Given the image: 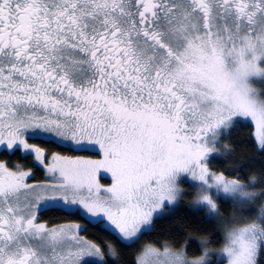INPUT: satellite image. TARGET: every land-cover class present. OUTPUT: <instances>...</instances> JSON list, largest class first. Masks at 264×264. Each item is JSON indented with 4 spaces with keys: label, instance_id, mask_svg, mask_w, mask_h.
I'll list each match as a JSON object with an SVG mask.
<instances>
[{
    "label": "snow or ice",
    "instance_id": "obj_1",
    "mask_svg": "<svg viewBox=\"0 0 264 264\" xmlns=\"http://www.w3.org/2000/svg\"><path fill=\"white\" fill-rule=\"evenodd\" d=\"M241 119L264 153V0H0V151L46 170L35 183L0 162V264H108L116 250L43 213L79 212L132 247L186 183L227 264H264V188L211 168ZM41 133L100 158L48 160L29 143ZM208 243L191 260L149 246L136 264H213Z\"/></svg>",
    "mask_w": 264,
    "mask_h": 264
},
{
    "label": "trees",
    "instance_id": "obj_2",
    "mask_svg": "<svg viewBox=\"0 0 264 264\" xmlns=\"http://www.w3.org/2000/svg\"><path fill=\"white\" fill-rule=\"evenodd\" d=\"M48 141L40 142V144L37 141L30 142L43 148L47 156L59 154L69 157L72 155L96 157L98 155L97 152L74 150L73 147L58 141ZM225 143L234 147L235 151L230 155L215 157L212 160L211 168L217 172L229 174L230 178L238 175L242 182H247L249 177L256 176L258 177L256 190L260 191L264 188V153L257 151L253 124L241 119L231 132L230 139L226 140ZM0 162H4L10 167L23 165L26 169H36L34 176L39 180L42 179L43 173L39 167L33 168V159L31 157L22 158L19 152L9 154L7 151H2ZM102 175L107 176L103 173ZM102 179L106 180V178ZM183 190L187 193L185 198L175 208H170L162 216L157 217L143 239L132 247H127L114 238L113 234L105 229L104 224L88 222L87 218H82L79 212L73 214L60 209H51L43 213L41 221L80 223L82 227L87 228V232L84 233L85 238L101 243L105 250L108 248L116 250L118 258L105 256L108 264H136L138 256L147 246L158 249H164L167 246L173 251L183 250L190 260L196 259L203 253V242L205 241L209 242L207 251L212 250L213 253L211 252L210 258L215 264L221 255L216 251L221 250L225 243L224 234L217 224L210 220L202 206L194 205L195 191L188 184L184 185ZM219 206L222 209L223 217L232 214L233 206L230 202H223ZM243 211L248 212L249 210L244 209Z\"/></svg>",
    "mask_w": 264,
    "mask_h": 264
},
{
    "label": "rangeland",
    "instance_id": "obj_3",
    "mask_svg": "<svg viewBox=\"0 0 264 264\" xmlns=\"http://www.w3.org/2000/svg\"><path fill=\"white\" fill-rule=\"evenodd\" d=\"M244 120V119H243ZM245 121H248V120H245ZM249 122H251V121H249ZM252 123V122H251ZM253 124V126H254V133H255V125H254V123H252ZM36 138H47V139H52L53 137H50V135L49 134H46V133H41L40 135H38ZM53 140H56V141H58L56 138H53ZM65 144H67L66 142H65ZM74 150H76L75 148H73ZM23 152V151H22ZM94 152H97L98 153V155L95 157V156H93V157H81V156H79V155H72L71 157L72 158H82V159H99L100 157V154H99V152H98V150H96V151H94ZM23 153H25V152H23ZM32 159H33V157H32ZM50 160H51V157H50ZM34 161V160H33ZM105 175V174H104ZM46 178V176H43V178L42 179H45ZM102 178H106V180H103L102 179V183L103 184H105V186H108L109 184H110V177L107 175V176H102ZM33 179V181L34 182H38L37 180H39V179H37L35 176L32 178ZM42 179H40L39 181H41ZM192 183H195V182H192ZM186 184H188V183H186ZM196 194V193H195ZM177 206V205H176ZM176 206H174V207H170V208H175ZM73 208H76L77 206H72ZM82 211V210H81ZM164 214V213H163ZM163 214H160V215H158L157 217H160V216H162ZM156 217V218H157ZM155 218V219H156ZM93 222H95V221H93ZM106 223V222H105ZM105 226V225H104ZM151 227L152 226H150L149 228H148V230H150L151 229ZM224 246V245H223ZM149 246H147L146 248H148ZM152 247V246H151ZM145 248V249H146ZM153 248H155V247H153ZM144 249V250H145ZM156 249H158V248H156ZM222 249H223V247L221 248V250H218V251H216V252H219V253H221V255L219 256V258H218V260H221L222 261V264H227V261H226V257H224L223 256V252H222ZM143 250V251H144ZM160 252H163L164 251V249H158ZM171 251H173L172 249H170ZM173 252H176V251H173ZM208 252H209V254L211 255V252H212V250H208ZM213 253V252H212ZM143 255V252L138 256V258L140 257V256H142ZM215 258H216V256H215ZM152 259H156V258H152Z\"/></svg>",
    "mask_w": 264,
    "mask_h": 264
},
{
    "label": "flooded vegetation",
    "instance_id": "obj_4",
    "mask_svg": "<svg viewBox=\"0 0 264 264\" xmlns=\"http://www.w3.org/2000/svg\"><path fill=\"white\" fill-rule=\"evenodd\" d=\"M37 136H35V137H33V138H30L29 139V143L30 144H32L30 141H37L39 144H40V142H46V141H48V139H45V138H36ZM14 151V150H13ZM2 151H0V153H1ZM9 166V165H8ZM10 167V166H9ZM33 171H34V173H35V171H36V169H33Z\"/></svg>",
    "mask_w": 264,
    "mask_h": 264
},
{
    "label": "clouds",
    "instance_id": "obj_5",
    "mask_svg": "<svg viewBox=\"0 0 264 264\" xmlns=\"http://www.w3.org/2000/svg\"><path fill=\"white\" fill-rule=\"evenodd\" d=\"M253 179H258V177H256V176H253Z\"/></svg>",
    "mask_w": 264,
    "mask_h": 264
}]
</instances>
